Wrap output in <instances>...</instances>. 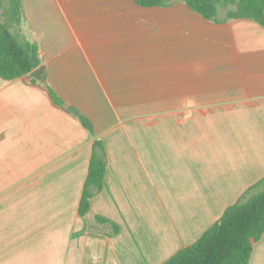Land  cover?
<instances>
[{
	"label": "crops",
	"instance_id": "1",
	"mask_svg": "<svg viewBox=\"0 0 264 264\" xmlns=\"http://www.w3.org/2000/svg\"><path fill=\"white\" fill-rule=\"evenodd\" d=\"M20 3L44 69L0 77V264H162L264 178V26L224 19L234 3L219 21L183 0ZM95 138L104 184L82 216Z\"/></svg>",
	"mask_w": 264,
	"mask_h": 264
},
{
	"label": "trees",
	"instance_id": "2",
	"mask_svg": "<svg viewBox=\"0 0 264 264\" xmlns=\"http://www.w3.org/2000/svg\"><path fill=\"white\" fill-rule=\"evenodd\" d=\"M142 6H161L170 0H135ZM188 7L204 18L219 21L218 7L222 3H234L235 9L226 12L224 19L245 18L264 26V0H183ZM22 17L20 0H0V77L16 79L40 64L35 42H21L15 27ZM33 82L37 80L32 78ZM52 101L62 105L60 97L48 87ZM81 124L93 134L90 120L73 107L68 108ZM106 171V154L103 141L95 138L83 184L78 212L85 215L92 196L101 191ZM264 185L260 179L228 205L220 218L211 224L193 243L182 247L162 264H248L253 244L264 233ZM99 223L110 222L96 217ZM112 233L118 226L110 222Z\"/></svg>",
	"mask_w": 264,
	"mask_h": 264
},
{
	"label": "water",
	"instance_id": "3",
	"mask_svg": "<svg viewBox=\"0 0 264 264\" xmlns=\"http://www.w3.org/2000/svg\"><path fill=\"white\" fill-rule=\"evenodd\" d=\"M43 66H37L36 68L32 69L31 71H29L28 73H26L24 75V77L26 79H31V78H35L38 80H42L43 79Z\"/></svg>",
	"mask_w": 264,
	"mask_h": 264
},
{
	"label": "rangeland",
	"instance_id": "4",
	"mask_svg": "<svg viewBox=\"0 0 264 264\" xmlns=\"http://www.w3.org/2000/svg\"><path fill=\"white\" fill-rule=\"evenodd\" d=\"M262 189H264V188H259V187H258L257 189H255V191L262 190Z\"/></svg>",
	"mask_w": 264,
	"mask_h": 264
}]
</instances>
